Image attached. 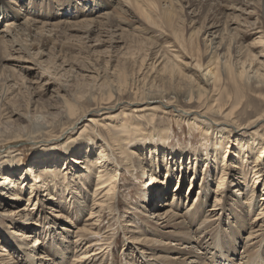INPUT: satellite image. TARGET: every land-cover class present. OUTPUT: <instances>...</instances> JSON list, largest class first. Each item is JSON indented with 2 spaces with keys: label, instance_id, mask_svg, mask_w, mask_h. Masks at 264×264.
Masks as SVG:
<instances>
[{
  "label": "bare ground",
  "instance_id": "obj_1",
  "mask_svg": "<svg viewBox=\"0 0 264 264\" xmlns=\"http://www.w3.org/2000/svg\"><path fill=\"white\" fill-rule=\"evenodd\" d=\"M1 1L2 0H0V4ZM161 1H164V3L167 5L164 7L160 6L162 4ZM180 2L181 0H102L100 1V3L97 2V4H93V6H90L88 9L86 8L87 4H85V6H83V10L81 11V15L85 16L82 13H90V15L89 17L85 16V19L81 18L78 21L69 20V22H65L64 20L61 21L60 19L59 21L54 22L53 18L57 15H54L55 12H50L48 14L45 13L44 15H40L41 17L43 16L46 21L39 23L46 24L38 25L36 24V22H30L32 20L29 19L30 17L28 16L26 21L27 24H20L22 25V31H27V33L25 34L21 31L19 32V30L16 29L19 24L13 26V24H9L8 22H6V18H2L0 24L3 26V28L0 27V46L2 47L3 52L5 51L6 53L8 47L10 48L8 51H21L26 58H20L22 59L20 60L21 62H25L24 65L20 66V68L24 71H32L33 68L28 64L32 62L31 64L38 66L36 68L40 69L39 74H41V77H43L45 73H49V71L47 70H50L49 67H42V63H51L54 57H51V61L49 60L44 62L40 59L41 53H39L38 55V52L36 50V53L29 52L31 48H33L32 44V46L30 44L29 46H25L24 43H26L25 41H28V43H30V40H36L37 42H35V44L38 43L39 46L42 47L45 43L51 41V39L49 40L48 38L49 35L46 34H50L52 31H57L56 29L61 31V33H64V35H66L67 37V35L69 34H67V31L71 28L74 33L80 32L82 35H84V38L80 37L81 39H91L90 35L94 33V37L96 38L92 40L96 42L94 43L95 45H101L105 41L102 37H106L108 46L105 49L108 50L107 48H111V51H116L117 55L121 54V56H123L122 58L120 57L116 60H112L114 61L112 62L110 59H108L109 57L107 55L108 58L106 60L104 59L103 63L101 62L102 65L107 69L104 68L105 70L102 71L101 74H99L95 71V68H93V73H95V76L92 77L94 79L93 83L91 84V88L86 89L82 93L80 91H75L77 93L75 95L76 100H64V104L60 110V112L63 113L62 119L64 121L61 123H65L67 126L61 129V134L58 137L52 138L49 141H45V143H42V145H45L46 148H39L37 152L38 157L35 156L33 158V161H29L27 163V167L24 168L25 171L22 170L20 174L18 172L19 175L15 172L21 167V162H19L20 155H17L18 153L14 156H11V159L5 158L1 161L0 158V189H4L0 190V216H8L5 217L9 218L8 225H10L11 227L8 228L16 227L20 230L21 228L29 227V229H31V226H37V220L33 218L34 209H36V216V213L39 214L41 211L40 207L44 209V204L49 203L50 198L48 195H51L52 192L55 193L52 200L56 203L52 207H58L59 212L65 211V209H67V206L65 205H58L63 203L62 200H64L67 193L71 191V189H69L70 180H72L73 177L79 179L80 175L74 174L75 168L78 167L86 172H90V165H93V161H91L92 155L88 154L89 152H91L90 150L92 147L98 149V152L95 156L96 161L94 164L96 166L94 175L96 189L94 190V192L95 196H98L99 193H101L100 190L103 188L104 194H102V196L100 195L101 197L99 196L100 199L98 200V202L93 204L95 205V208L91 209V212L89 213L90 215L88 216L87 220L85 219L86 221L83 223V226L78 228L74 232V241H72V243L75 245H73L72 250L69 249V238H67V236L65 237L67 238V242L63 238H61L62 244L65 243L64 249L66 252H61L63 253V255L61 256L62 264L68 263V260L66 259V257L68 256L67 253H72L73 257V262L69 264H115V258L112 256L111 251L116 245V243L114 242L117 241H114L116 238L112 240L113 232H111L110 234L111 229L109 227H111L112 223L109 222V220L111 219H108V221L106 222L108 223L107 227L109 229L101 231L100 218L102 217L101 213L103 206H105L110 212L113 213L112 217H114L116 223L118 222L119 224L118 231L122 233V236L124 237L123 245L125 246V251L123 253L124 255L122 264H135V262H137L136 260H134V258L129 259V254L126 252V250L129 251L131 249L137 251L136 253L140 257L143 264H235L236 260H234V258L237 255L236 248L241 242L242 238L239 239V237L237 238V236L233 234L237 232L235 231V229H233V227L231 230H229L231 232H225L222 234L219 230H217L216 232H212L211 234V229H208L211 226V222L216 221L217 224L215 226L218 227V225H220L219 223L221 222V218L214 217L210 219L207 212H205L204 216H202L203 208L201 201L203 200V198L200 201L199 197L201 191H198V197L194 198L193 202H191L190 204V208L188 207L186 210V213L189 217H191L190 221L192 222L186 220L184 215H179L177 212L173 211V209L178 210L179 208H181L180 202L182 200V196L180 195L181 193L179 191L181 190L182 185L180 182H183L185 179H187V175L189 173L187 171V166L191 164V161H193L195 167L198 165V160L201 159V157L199 156L200 151L192 154L189 153V155L188 150L186 149L183 152L181 151L179 153L178 158H180V160L177 162V165H179L180 168V175L176 177L177 188L172 194L173 198L170 200L169 196L167 198V193L163 192V194L162 192H160L163 197L162 199L165 202L162 205L158 203V205L156 206V210L151 212L152 215L150 216V218L153 219V222L150 219V223L156 230V237H163V239L168 240V242L157 240L156 238L145 237L144 235H142L141 230H135L136 226L134 227L128 221L124 222V224H121V214L119 212L115 213L116 203H118V191L120 187L117 181L120 179L121 175V172L117 168H119L120 170L123 169L125 171L128 168L131 169L132 167L130 165V154L126 153L122 144H126L125 140L126 142L128 139L134 140V137L143 138V141H145L148 137L151 141V136L154 134L155 137H160V139H158L157 141H165L166 134L163 132L156 134L150 130L143 129L140 124L138 125L130 121V119L127 118L126 115L118 117L116 121L114 120V118H112V120L109 121L112 124L113 129H116L118 132H111L107 128H103L105 130L106 136L100 135L98 139H96L94 136H87V139H84L78 144L81 147L80 149H82L83 146H86V149L84 150L83 148L82 150L74 151L80 156H75L73 154L67 157V159L64 158L65 161L62 160L64 164L68 163V165L65 166V168H63L59 173V176H63L62 182L57 180L58 170L56 171L55 169H52V167L53 164L58 162V158H60L61 156L60 153H55L56 151L54 153L50 152L51 148L49 147L56 146H51V144L60 143L61 145L60 140L73 133L78 129V127H83V125H85L84 123H90L93 129L97 126H108L104 123L103 118L96 119L100 111H115L118 106L125 104L123 109L124 112L127 111L126 109L130 110L131 107H141L138 111L151 110L154 112L155 110H153V108H150L152 103H157V105L162 108L177 105V109L174 106V108H172L175 111H180L179 114L181 116L183 115V118L187 117L188 119V116H193L192 119L197 124L196 127L204 131V134L202 135L210 136V134L215 133V137L219 138L218 141L214 140L216 142L211 146L212 151L208 150L207 153L200 152L201 154L207 155L204 157L202 156V159L204 161V164L202 165H204L205 167L210 165L209 162L211 163V159H219L220 161H222L220 173L217 174L216 172L217 181L216 188L214 189V207L211 209V211L213 212L220 209L224 210L225 205H220L221 199L224 198L225 194L227 195V193H232L235 198H231L230 200L233 202L234 206L237 204V202H239L242 207L245 206L243 209L244 211H242L241 207H239V210L242 211L240 213H245V215L243 216L240 213L238 214L236 218L238 220L237 226H244L245 224V227L249 226L246 228L249 230L243 238L245 240L244 245L246 248H244L241 254L239 253L241 256L239 264H264V197L260 198L262 200L261 204L263 205L261 211H259L256 216H253L254 219L250 223L247 222L246 218H248V216L250 217L251 213L253 215V211L249 212L250 210L248 208L252 205V207L254 208V206L256 205L254 203H259V199L257 202V199L253 198L254 203H252V197L244 198L245 194H243V192L239 189H237L239 190L238 192H234V190H231L232 185L234 184L231 183L229 174H232L234 171L237 172V170H240L239 174H242L241 176L239 175L240 180L245 179V181V177L247 175L243 173L244 170L237 169L235 164H233L232 166L233 169L228 164L229 158H231V152L228 149V144L229 142H231L232 136L235 137L234 140H236L238 137L239 140L237 139L238 141L235 143V145H239L238 149L240 148V150H236L235 153H237L238 156L243 157L242 161L246 162L247 160H252L251 163H253L254 179L252 181L253 185L251 187L252 189H254V187L259 189V183L263 186L264 189V181H261L264 178L260 179L262 176L264 177V167L261 166V161L263 160L262 152L264 150V67L262 68L259 66L257 68H254V65H257L258 63L261 64L262 62H258L257 55H255L253 51H250L251 53L246 54L245 58L243 57L244 59L241 60L240 63L237 62L239 64L238 66L231 60L229 54L225 55L223 53V51L225 50H228L227 52H229L230 49L236 48L235 46H238L239 44L240 38H236L235 32H238L239 28L241 27L239 23L234 22V18L227 19V16L223 12L218 10H216V12L218 11V13H216L215 15H211L208 13L209 15L206 14L202 16V13L200 14V10H198L199 7L198 9L197 7H193L191 9L189 7L191 4H189L187 8L189 7L190 9L186 11L187 8L185 9L183 4H181ZM176 3H180L181 5L178 7ZM58 4L59 7H62L61 11H63L64 14L67 15L68 13L65 9H67V11H70L73 8L77 10V7H72V3L68 4V0H59ZM192 4L193 6L198 5L199 0H195V3ZM102 5L108 8L109 6L113 7V9L111 11H108L111 8H109L108 10L104 8V12H100L101 15L92 18L91 16L96 12L94 7ZM3 9L4 6L2 4V6L0 5V15L3 14ZM183 11L185 13V16L189 15L187 17L186 26L188 25V27L190 28L194 27L191 30L188 39L184 37L185 28L183 27V23L181 20V17H184V14H182ZM17 12L19 13V10ZM78 13L79 12H77V14ZM32 15L38 18L40 17L37 14ZM218 15L220 16L218 17ZM127 17H133L136 19L138 18L136 22H140V25L146 24V30L151 29L150 25H153L172 35L175 42L170 47L173 48H165L160 44H155L156 42L153 41V38L148 39L146 37H143L144 35L141 33L144 32V28L138 27L136 29L135 27L133 33L129 30L124 29L122 25L126 23ZM196 23L198 24V26H193L194 24L197 25ZM232 24H236V27L230 28ZM119 30L120 32L116 34V32ZM33 31H36V33H34V36L31 37V35H33ZM258 33L262 32L258 31ZM239 34L240 31L238 32V36ZM224 35H227L229 37V40L227 41L228 43L224 41ZM27 37H30V40H27ZM201 37L204 45L202 46L204 47L203 51L207 50L208 52V56L206 57L207 59L205 58V62L201 53L202 43H199ZM263 37L264 36H262L261 34L257 39L258 41H254L252 44H250V46L253 47L255 46V44L261 43L263 41L261 40ZM70 39L73 40L74 38ZM56 41L57 40H55L54 42L56 45L53 44V47L55 46L56 48L55 52H58L59 54L62 53V55H64V52L66 54V51L69 52L67 50V47L72 46L70 42V45H68L66 44L67 42L64 43L65 41ZM115 43H119L120 45H117ZM80 45L82 46L83 44H81L80 42ZM90 46H93L92 43ZM81 48L82 47L79 46L76 47V54L78 53L81 55L83 51H81ZM85 48L88 52L91 51V48H89V50L86 46ZM263 51L264 50H262V52ZM92 53L94 54L95 52ZM235 53H237V51ZM84 54L81 55L82 59L90 60L89 56H92L91 58L94 61L95 65L98 63V61L100 62L101 60L99 56H97V54L96 56L93 54L90 55V53L88 55L85 54V56ZM259 54L261 56V51ZM11 55L12 54H7V56L4 55L3 57H0L2 58L0 63L2 61H10L19 58V56L15 58L14 55ZM55 56V58L59 57L57 55ZM180 57L189 58L190 61L182 63ZM191 59L194 60L193 64H191ZM77 60H79L80 62V58H78ZM88 60L87 63L91 64L92 61L88 62ZM64 64L65 63L63 62V65ZM182 64L186 65L187 69H189L190 71L184 73L181 70ZM187 64L190 65L187 66ZM261 66L263 65L261 64ZM201 68H204L203 71L206 70L204 74L197 73L198 69L200 70ZM250 73H253L254 75L250 76ZM40 76L38 75L37 77L41 78ZM253 77L255 78L254 81H250V79L252 80ZM14 88H16V86ZM169 93H173V96H170ZM87 95H89L88 98H86L87 102L84 105H79V100ZM253 97L256 98L254 103L252 102L253 107L250 110H245V112H243V115H241V117H238L237 115H239L240 113L237 109L240 108L243 99V104H248L247 101H250ZM128 106L130 108H128ZM244 106L246 107V105ZM192 107H195L198 111L191 110ZM36 108L37 106L35 105L33 109ZM152 113L151 115L154 114ZM46 120V116L43 114L34 115L33 118H30L29 121L30 128L27 129L25 126L26 129L22 132H18V135H14L13 139H19L21 141L34 139L40 133H44L49 130L47 128H49L50 125L54 124ZM10 121L11 119H9V122ZM150 122L151 121H149V123ZM128 124L132 125L131 129L127 128ZM245 132L249 133L248 135H250L247 139H244ZM152 141L155 142L156 140L152 139ZM33 143L37 145V142L33 141ZM225 143H227V146L226 148L224 147V150L220 152L222 154L219 155L218 147H221ZM255 146H258V148L260 149V151L258 150L259 153L257 150H255ZM175 152L177 151L172 150L168 152L163 148L158 149L156 145H154L153 147L140 148V154L138 153V156L144 158V163L146 164L145 167L143 166V162H141V171L143 172V174H145V172L149 173V176L147 178L148 181L145 184V187H147L149 190L147 193H145L146 195H144V201H153L155 206V203L160 196V194H158V191L161 190L159 189V186L165 185V187L168 188L170 179H172L174 174L172 169L173 166L170 165L171 163H169L170 170L167 169V161L169 155H171L170 159L171 161H173L174 157L176 156ZM133 153L137 154L136 151H132V154ZM147 155H150L149 158H146ZM161 155L162 159L160 157ZM184 155L187 156L182 161V156ZM151 156H154V159H151ZM110 159L112 161H110ZM186 159H188L187 162H189L187 163V165L184 164ZM163 164L165 166V175H167V179L165 180V182L161 181V178H159V173L157 174L155 172V170L158 171L159 167H162ZM9 165H11L12 167H8ZM164 166L162 168H164ZM196 170L197 169L192 172V177L196 174ZM26 171H28V173L35 172L37 174L35 175V177H32V174L29 175ZM68 175H70V180L68 179ZM226 175L228 177V182H225L224 180L225 178H227ZM196 178L197 177L195 175L191 180L188 194H190L194 190L195 185L197 184V180L195 182ZM80 179L78 180V182H80ZM178 182L180 183L179 188ZM25 183H27L28 185H26ZM50 183H52V188H50V185H48ZM58 183L60 184L58 185ZM240 183H243V181H240ZM25 187L29 190V197L26 201L27 203L23 207H15L16 203H18L22 199L21 191ZM188 194L185 197V201L189 200ZM203 194H205V200L207 193L205 192ZM203 194L202 197L204 196ZM252 195H254V193H252ZM66 200L67 198L64 200L65 203ZM187 205L189 206V204ZM219 205L220 207H218ZM247 206L248 210L246 209ZM52 216L55 219L57 215L53 214ZM58 216H61V214H59ZM213 216H215L214 213L213 215H211V217ZM200 217H202V220L200 219L199 221H196ZM53 218L49 217V220H51L49 226L51 227L54 226ZM256 222L259 223L257 224ZM189 223L191 224V226L197 227L196 230H191V226H188ZM162 228L168 230V232H166L164 235H162L164 233L163 231H161ZM63 229L66 230L65 227L62 228V230ZM239 231L243 232V229H239ZM65 233L69 235V232ZM37 234L39 233L36 232L32 250H29L27 237L32 236L31 233L27 234L26 236L25 234H21L18 232V235L22 236L21 240H19V247L22 248V245H24L23 251L25 252V256L28 259L29 263L56 264L53 263L55 262L53 260H51L50 262L47 261L48 259L44 258L42 256V253L39 252L37 245H40L41 242H39ZM0 242L9 243L8 239L5 237H0ZM70 246L72 247V245ZM3 250L4 252L0 253V264H11L13 256H11L10 254L12 252L6 247H4ZM58 251L59 250H57V252ZM209 252L211 253V255L207 257L208 255L206 256V253L209 254ZM155 253H157V255ZM36 261H38L39 263H36Z\"/></svg>",
  "mask_w": 264,
  "mask_h": 264
},
{
  "label": "rangeland",
  "instance_id": "obj_2",
  "mask_svg": "<svg viewBox=\"0 0 264 264\" xmlns=\"http://www.w3.org/2000/svg\"><path fill=\"white\" fill-rule=\"evenodd\" d=\"M100 1H102V0H73V2H72V0H68V4L72 3V7H77V10H75L73 8L72 10L67 11V9H65L66 12L68 13V15H67V14H64L63 11H61L62 7H59V4H58L59 0H2L0 5L2 6V4H3L5 10L3 9L2 10L3 14L0 15V23L2 21V18H6V22H8L9 24H13V26L19 24L16 29L19 30V32L21 31L25 34V33H27V31H22V25H20V24H27L26 21H27L28 16L30 17L29 19L32 20L30 22H33V23L36 22V24H38V25L46 24V23H39V22H45L46 21L45 18L43 16H42L43 17L42 18L40 15H44L45 13L48 14L50 12H52V13L55 12L54 15H57L53 18L54 22L59 21L60 19H61V21L64 20L65 22H69V20L70 21H74V20L78 21L79 19H81V18L85 19V16L89 17V15H90V13H82L85 16L81 15V11L83 10V8H84L83 6H85V4H87L86 8L88 9L90 6L92 7L93 4H95V3L97 4V2L100 3ZM161 3L162 4L160 6H162V7L167 5L164 3V1H161ZM180 3L183 4L185 9L187 8V6L189 4H191L189 6L191 9L193 7H197V9H198V7H199L198 10H200V14L202 13L201 14L202 16H204L206 14L207 15H209V14L215 15L216 13H218V11H221L227 16V19L228 18H232V19L234 18V22L239 23L240 27H241V28H239V31H240L239 36H238L239 31L235 32L236 38L237 39L240 38L239 44H238V46H235L236 48L230 49L229 52H227L228 50L227 51L222 50L223 53L225 55L229 54L231 57V60L234 63H236V65L238 66L239 64L237 62L240 63V61L245 58L246 54L251 53L250 51H253V53L255 55H257L258 62H262L261 64L263 65V66H261V64L258 63L257 65H254L255 66L254 68H257L259 66L262 68L264 67V51L262 52V50H264V37L261 39V40H263L261 43L255 44V46H253V47L250 46V44H252L254 41L255 42L258 41L257 39L260 37L261 34H262V36H264V0H199V4L196 6H193V4H192V3H195V0H181ZM180 3H176V5L179 7L181 5ZM113 6H114V4H113ZM189 7L186 9V11H188L190 9ZM94 8H95L96 12L93 13V15L91 16L92 18L101 15V13H103L105 9L108 10L109 8H111L108 11H111L113 9V7L109 6V8H108V7H104L103 5L102 6H95ZM18 10H19V13L17 12ZM216 10H218V11L216 12ZM77 12H79V13L77 14ZM71 13H73V14H71ZM32 14H34V15L37 14L40 17L39 18L35 17ZM182 14H184V17H181V20L183 23L182 25L185 28L184 29V37L188 39V36L194 27L190 28V27H188V25L186 26L187 17L189 15L185 16L184 11ZM2 15H3V17H2ZM219 16L220 15H218V17ZM73 17H74V19H73ZM70 18H72V19H70ZM137 19L133 18V17H127L126 23H124L122 25V27H124V29H126V30L131 31L132 33L134 32L135 27H136V29L138 27L144 28V32L141 33L144 35V36L142 35L143 37H146L148 39L153 38V41L156 42L155 44H157V45L160 44V45L164 46L165 48H168V47L170 49L173 48V47H170L175 42L172 35L164 32L163 30H161V29H159L153 25H150L151 29L147 28L148 30H146L145 29L146 24L140 25V22H136ZM30 22H29V24H30ZM140 26H142V27H140ZM193 26H198V24L197 25L194 24ZM0 27L3 28V26L1 24H0ZM233 27H236V24H232L230 26V28H233ZM56 30L57 31H52L50 34H46V35H49L48 38H49V40L51 39V41L45 43L42 47H40L38 43L35 44V42H37L36 40H33V41L30 40V37H27V40H30L29 41L30 43H28V41H25L26 43H24L25 46H29V44L30 45L32 44L33 48H31V50L29 52L36 53V51H37L38 55H39V53H41L40 59L43 60L44 62L49 61V60L51 61L52 60L51 57L52 58L54 57L51 63H49V62L47 64L42 63V67H44V68L49 67V69H50V70H47V71H49V73H45L43 77H41L40 76L41 74H39L40 69L36 68L38 66L31 64L32 62L28 63L29 66L33 68L32 71L28 72V71H26V70L24 71L20 68V66L25 64V62L20 61V60H22L20 58H26V57H24V54L21 51H18V50L13 51V52L11 50L8 51L10 49L8 47L6 50L8 53L7 52L5 53V51L3 52V49L0 46V53H1V50L3 53V55L1 53L2 56L0 55V57H3L4 55L7 56V54H12V55H14L15 58L19 56V58H16L15 60L2 61L0 63L1 64L0 65V158H1V161L4 160L5 158L11 159V156H14L15 154L18 153L17 155H20L19 156L20 157L19 162H21V167L19 170L15 171L17 174H18V172L20 174V172L22 170H24V168L27 167V163L29 161L34 160L33 158L35 156H37V154H38L37 152H38L39 148H46L45 145H42V143H45V141H49L52 138L58 137L61 134V129L65 126H67L65 123L64 124L61 123L64 121L62 119L63 113L60 112L61 107L64 104L63 103L64 100L65 99L76 100V98H75V95L77 94L76 92L80 91L82 93L86 89L91 88V84L93 83V79H94L92 77L95 76L94 75L95 73H93L94 72L93 68H95V71L98 72L99 74H101L102 71L107 69L106 67H104L102 65V63L104 62V59L106 60L109 57L108 59H110L112 61V60H116L117 58L123 57V56H121V54L117 55L116 51H114V52L111 51V48H107L108 50L105 49L108 46V42H107L106 37H102V38H104L105 41L101 45H95L94 43H96V42H94L92 40V39L96 38V37H94L95 36L94 33H92L90 35L91 39H87V38L81 39L80 37L84 38V35H82L80 32L74 33V31L71 28L67 31V34L69 33L67 35V37H66V35H64V33H61V31H59L58 29H56ZM258 31H261L262 33H258ZM119 32H120V30L117 31L116 34H118ZM233 32H234V30H233ZM255 32H257V33H255ZM34 33H36V31L35 32L33 31V35H31V37L34 36ZM80 34H81V36H80ZM76 36H78V37H76ZM58 37H59V39H58ZM70 38H74V39L72 40ZM54 39L57 40L56 42H58L59 40L65 41L64 43L67 42L66 44H68V45H70V43H71L73 47L72 46L67 47L68 48L67 50L70 53L66 51V54L64 52V55H62V53L59 54L58 52H55L56 48H55V46L53 47V44L56 45L54 43L55 42ZM68 39H70L71 41ZM83 40H84V42H83ZM228 40H229V37L227 35H224V41L227 42ZM78 41H79V44H78ZM201 41H202V37H201V40L199 41V43H202L201 44V53H202L203 60L205 62L206 61L205 58L208 56V52H207V50L203 51L204 47H202V46H204V45H203V41L202 42ZM80 42H81V44H83L82 46L80 45ZM168 42H169V45H168ZM91 43L93 45L92 47L90 46ZM115 44L120 45L119 43H115ZM77 46L82 47L81 51L82 50L83 51H82L81 55H83L84 53L86 55H88L90 53V55H91V54H93L92 52H95L93 55L96 56V54H97V56H99V58L101 59L100 62L98 61L99 64L98 63H97L98 65L94 64V61L91 58L92 56H89L90 60L82 59V56L80 54H78V53L76 54V51H77L76 47ZM85 46L88 48V50H89V48H91L90 49L91 51L88 52L86 50ZM15 47H17V46H15ZM52 47H53V49H52ZM248 48H249V50H248ZM109 49H110V51H109ZM99 51H100V53H99ZM236 51H237V53H235ZM260 51H261V56L259 54ZM85 54H84V56H85ZM55 55H57L59 57L55 58L56 57ZM107 55H108V57H107ZM72 57H74L76 59V61ZM78 58H80V62H79V60H77ZM237 58H238V60H237ZM1 59L2 58H0V61H1ZM180 59H181L182 63H186V62L190 61L189 58L180 57ZM67 60H69V61H67ZM87 60H88V62L92 61L91 64H93V65H91L90 63H87ZM84 61H85V63H84ZM60 62L62 63V65ZM63 62L65 63L64 65H63ZM112 62H114V61H112ZM193 63H194V60L191 59V64H193ZM189 65L190 64H187V66H189ZM246 65H247V63H246ZM181 67H182L181 70L184 73H187V71L188 72L190 71L189 69H187L186 65H184V64H182ZM203 69L204 68H201L200 70L198 69L197 73L198 74L199 73L204 74L206 72V70L203 71ZM250 71H251V69H250ZM38 75L41 78H38L37 77ZM253 75H254L253 73H250V76H253ZM254 79L255 78L253 77L252 80L250 79V81H254ZM48 81H50V82H48ZM52 81H54V82H52ZM48 83H50L51 85ZM15 86H16V88H14ZM83 95H85V94H83ZM169 95L173 96V93H171V94L169 93ZM88 96L89 95L84 96L82 99H80L79 105L80 104L84 105L87 102L86 98H88ZM221 99H222V97H221ZM10 100H11V102H10ZM255 100H256V98L253 97L250 100L251 102L247 101L248 104H243L244 103V99H243L240 108L237 109L238 112L240 113L237 116L241 117V115H243V112H245V110H250L253 107V103ZM35 105L37 106V108L33 109ZM244 105H246V107ZM124 106H125V104L118 106L117 109H115V111L114 110H111V111L104 110V111H100V113H98V116L96 119L103 118L104 123L107 124L108 126H106V127L97 126V127H94V129H93L92 125L90 123H84L85 125H83V127L82 126H81V128L78 127V129L75 130L73 133H71L70 135H68L64 139L60 140L61 145H60V143L59 144H51V146H54V145H56V146L55 147H49V148H51L50 152L54 153L56 151L55 153H60V156H61L60 158H62V159L58 158L59 159L58 162L53 164L52 169H55L56 171L58 170L57 171L58 172L57 180L62 182L63 176L62 175L59 176V173L62 171L63 168H65V166L68 165V163L64 164V162H62V160L65 161V159H67V157H69L70 155H73V154L75 156L76 155L80 156L77 153H75L74 151H79V150H82L83 148H84V150L86 149V146L85 147L83 146V148L80 149L81 147L78 144L81 141H83L84 139H87V136H94L96 139H98L100 135L106 136L105 130L103 128H107L111 132L117 133L118 131L116 129H113L112 124L109 121V120H112V118H114V120L116 121V119L118 117H121L122 115H126L127 118L130 119V121H132L133 123H136L138 125L140 124L143 127V129L150 130L156 134L160 133V132L165 133L166 134V140L165 141H157L158 139H160V137L159 136L155 137V134H154L151 136V141L148 137L146 138L145 141H143V138L134 137V140L128 139L127 142L125 140L126 144H122L126 153L130 154V162H131L130 165L132 167H131V169L128 168L125 171L123 169L120 170L119 168H117L121 172V175H120V179L117 181V183L120 187H119V191H118V197H117L118 203H116L115 213L119 212L121 214V220H120L121 224H124V222L128 221L134 227L136 226L135 230H141L142 235H144L145 237L156 238L157 240L168 242V240L163 239V237H160V238L156 237V234H155L156 230L154 229V226L150 223L151 220L153 222V219H151L150 216L152 215L151 212L156 210V206L158 205V203L162 205L165 202L162 199L163 197L160 194V192L167 193L168 194L167 198L169 196L170 200L173 198L172 194H173L174 190L177 188V185H176L177 178L176 177L180 175V171H179L180 168H179V165H177L178 164L177 162L180 160V158H178L179 153L181 151L183 152L186 149L188 150V154L189 153L190 154L197 153L199 151L201 153H207L208 150L212 151L211 146L213 145V143L216 142L214 140L218 141L219 138L215 137L216 136L215 133L210 134V136L209 135H206V136L202 135V134H204V131L201 129H198L196 127L197 124L192 119L193 116H191V115L188 116V119H187V117L183 118V115L181 116L179 114L180 111L178 112V111H175L173 109L174 107L176 108L177 105H172V107L174 106L173 108L171 106L167 107V108H162V107H159L157 105V103H152L150 108H153V110H155L154 112L151 110L138 111L139 108H141V107H137V108L133 107L134 108L133 109L132 107L130 108L129 106H128V108H130V110L126 109L127 111L124 112L123 111ZM58 108H59V110H58ZM186 108H188V107H186ZM240 109H242V110H240ZM133 110H137V111H133ZM191 110L198 111L195 107H192ZM107 112H110V113H107ZM15 113H17V114H15ZM151 113L153 115H151ZM41 114L46 116V119H47L46 121H48L50 123H54V124L50 125L49 128H47L49 130H47L44 133H40L34 139H31V140H25V141L22 140L21 141L19 139H13L14 138L13 136L18 135V132H22L26 128L27 129L30 128V122H29L30 118H33L34 115H41ZM189 117H191V118H189ZM9 119H11L10 122H9ZM149 121H151V122L149 123ZM25 126H26V128H25ZM131 126L132 125L128 124L127 128L131 129ZM118 130H120V129H118ZM248 134L249 133L245 132V135H244L245 138L244 139L249 138L250 135H248ZM206 137H208V138H206ZM234 138L235 137L232 136L231 142H229V144H228V146H229L228 149L231 152V158H229L228 164H229V166H231L232 169H233V167H232L233 164H235L236 168L244 170L243 173L246 174L247 176L244 175V176H246L245 177L246 181H245V179L240 180L239 175L240 176L242 175V174H239L240 170L239 171L237 170V172L234 171L232 174H229L231 183L234 184V185H232L231 190H234V192H238L239 190L242 191L243 194H245L244 198L252 197V203H254L255 198L257 199V202L259 199V203H256V202L254 203V204H256L254 206V208L252 207L253 205L250 206L249 208H248V206L246 207V209L248 208L250 210L249 212L253 211V215L251 213L250 217L248 216V218H246V221L250 223L254 219L253 216H256V214H258L259 211H261V209L263 208V205L261 204L262 200L260 198L264 197V189H263V186L259 183H258L259 189H257L256 187H254V189H252L251 186L253 185L252 181L254 179V177H253L254 176L253 175L254 167H253V163H251L252 160H247L246 162L242 161L243 157L238 156V154L235 153V151L236 150L239 151L240 148L238 149L239 145H237V146L235 145V143L239 140L238 137H237L238 140L237 139L234 140ZM152 139L156 140V141L153 142ZM33 141L37 142V145H35L33 143ZM224 142H226V141H224ZM154 145H156V147L158 149L163 148V149H166L168 152L172 151V150L177 151V152H175L176 156L174 157L173 161H171V159H170L171 155L168 156V161H167L168 162V168L167 169L170 170L169 163H171L170 165L173 166V167L172 166L171 167L173 169L174 175H173L172 179H170L168 188H166L165 185L159 186V189H161V190L158 191V194H160V196H159L158 200L156 201L155 206H154L153 201L152 202H149L148 200H146L148 202L144 201V197H145L144 195H146L145 193H147L149 190L147 187H145L146 186L145 184L148 181L147 178L149 176L148 175L149 173L145 172V174H143V172L141 171V166H140L141 162H143V166H145L146 164L144 163L145 162L144 158H141V156L140 157L138 156V153L140 154V148L141 147H153ZM226 146H227V143H225L221 147H218L219 148L218 149L219 155L222 154L220 152L222 150H224V147L226 148ZM92 148L90 150L91 152H89V154H88V155H92L91 161H93V165H90L91 171L86 172V171L82 170L81 168H78L75 166L76 168H75L74 174H78L81 176V177L79 176V179L81 178L80 182H78L79 179H77L76 177H73L72 180H70V178H69L70 175H68V179L70 180L69 189H71V191H69V193H67V195L65 196V199L67 198L66 203H65V201H64L65 199H64V200H62L63 203L58 205V206H62V205L67 206V209H65V211L59 212L58 207H52L54 204H56L52 200L53 195H55V193L52 192L51 195H48L50 198V201L48 203L49 205L47 203H45L44 209L40 207L41 211L39 214L36 213V216H35L36 209H34L33 218H35L37 220L36 221L37 226H31V229H29V227H24V228H21L20 230H19V228H16V227H13L14 229L8 228V227H11L10 225H8V223H9L8 219L9 218H5L8 216H4V217L0 216V237H5L9 241V243L8 242L7 243H1L0 242L1 243L0 244V253L4 252V250H3L4 247L8 248L12 252V253L10 252L11 253L10 255L13 256V260H12L11 264H30L28 259L25 256V252L23 251L24 245H22V248L19 247V243H20L19 240H21L22 236H19L18 232L21 234H25L26 236H27V234L31 233L32 236L27 237L28 238L27 244H28L29 250H32V245L34 244L36 232L39 233V234H37V237L39 238V242H41V243H40V245H37V248H38L39 252L42 253V256L44 258H47L48 259L47 261H49V262L51 260H53V261H55L53 263L62 264L61 256L63 255V253H66V252L64 249L65 243L62 244L61 238H63L65 241L67 238H69L68 243H70V245H72V247L69 245V249L72 250L73 245H75L72 243V241H74V237H73L74 232L78 228L83 226V223L87 220L88 216L90 215L89 213L91 212V209L95 208V205H93V204L98 202V200L100 199L102 194H104V189L102 188L100 190L101 193H99L98 196H95L94 190L96 189V183L94 180L95 179L94 175H95L96 166L94 164L96 161L95 156H96V153L98 152V149H95L94 147H92ZM233 149H234V151H233ZM255 150L260 151L258 146H255ZM132 151L133 152L136 151L137 154H134V153L132 154ZM259 151H258V153H259ZM200 152H199V156L201 157V159L198 160V165L195 167V164H193V161H191V164H189L187 166V169H188L187 171L189 172L187 175V179H185L183 182H180L182 185L181 190L179 191L181 193L180 195L182 196V200L180 202L181 208H179L178 210L173 209V211L177 212L179 215H184L186 220H188L189 222H192V221H190L191 217L188 216V214L186 213V210L188 207L190 208V204H191V202H193L194 198L198 197V195H197L198 191H201L202 194L206 192L207 194H206L205 200H204L205 194H203L204 195L203 197H202L201 193L199 195L200 201L203 198V200L201 201L202 208H203L202 216H204L205 212H207L210 219H212L214 217H220L221 218V220H220L221 222L220 223L218 222L220 224V225H218V227L215 226L217 224L216 221H212L213 223L211 222V226H210V228H208L209 230L211 229L210 230L211 234H212V232L214 233L217 230H219L220 233H222V234L225 232L226 233L231 232L229 230H231L232 227H233V229H235V231H237L233 234L236 235L237 238L239 237V239L242 238V240L236 248L237 255L235 256L234 260H236L235 264H239V260L241 257L240 254L243 252L244 248H246L244 245L245 240L243 238L246 235V233L248 232L249 229H246V228L249 226L245 227L246 226V224H245L244 226L239 225V227H238L237 226L238 220L236 218L240 212L244 211L243 209L245 206L242 207L239 202H237L238 205L235 202L236 205L234 206L233 202L230 199L235 198V197L232 195V193H227V195L225 194L224 198L221 199V204H220L221 206L225 205L224 210L220 209V210L213 211V212L211 211V209L214 207L213 206L214 199H215L214 189L216 188L217 174L220 173V171H221L222 161H220L219 159H216V160L211 159V163L209 162L210 165L205 167L204 165H202V164H204L202 156L204 157L207 155L201 154ZM262 155H263V157H262L263 160L261 161V166L264 167V150L262 152ZM149 156L150 155H147L146 158H149ZM186 156L187 155L182 156L183 157L182 161L186 158ZM16 157H18V156H16ZM160 157L162 159V155ZM152 158L154 159V156H151V159ZM174 160H175V162H174ZM235 160H237V161H235ZM110 161H112V160L110 159ZM187 161H188V159L185 160L184 164L187 165V163H189ZM163 166H164V164H163ZM8 167L11 168L12 166L9 165ZM162 167H159V170L158 171L155 170V172L157 174L159 173V178H161V181L165 182V180L167 179V175H165V166H164V168H162ZM190 168H192L193 170ZM195 169H197L196 174H195L197 177L195 179V182L197 180V184L195 185L194 190L190 194H188L191 180L195 176L194 175L192 177V172ZM190 170H192V171H190ZM26 172L29 175L32 174V177H35V175L37 174L35 172L34 173H28V171H26ZM216 172H217V174H216ZM226 177H227V175H226ZM262 178H264V177L262 176L260 179H262ZM224 180H225V182H228V177L225 178ZM240 181H243V183H240ZM261 181H264V179ZM180 183L178 182V188L180 187V185H179ZM244 183H245V186H244ZM25 184L28 185L27 183H25ZM51 184L52 183L48 184V185H50V188H52ZM59 184L60 183H58V185ZM236 184H237V186H236ZM75 187H76V189H75ZM237 189H239V190H237ZM0 190H4V189L1 188ZM51 190H53V189H51ZM225 190H226V188H225ZM252 193H254V195H252ZM187 194L189 195L188 196L189 200L185 201V197ZM50 196H52V197H50ZM28 197H29V190L25 187L21 191V198L22 199L18 203H16L15 207H23L27 203L26 201H27ZM182 202H183V204H182ZM187 204H189V206ZM220 205L218 207H220ZM182 206H183V208H182ZM184 206H185V208H184ZM239 207H241L242 211L239 210ZM213 213L215 214V216L211 217V215H213ZM53 214L57 215L55 219L52 216ZM59 214H61V216H58ZM240 214H242V213H240ZM112 215H113V213L110 212L105 206H103L102 213H101L102 217L100 218L101 231H104L105 229L110 228L111 229L110 234H111V232H113V239L112 240H114V238H116L114 241H117V242H114V243H116V245L111 251L112 256L115 258V264H122L123 255H124L123 253L125 251L124 250L125 246L123 245L124 237L122 236V233H120L118 231L119 224H118V222L116 223L115 218L112 217ZM242 215L244 216L245 213H243ZM49 217L54 219V224H53L54 226H52V227L49 226V223H51V220H49ZM108 219H111V220H109V222L112 223L111 227H109V228L107 227L108 223H106L108 221ZM200 219L202 220V217H200L196 221H199ZM246 221H245V223H246ZM256 223L258 224L259 222H256ZM73 225H74V227H73ZM188 226H191V224L189 223ZM229 226H231V227H229ZM64 227L66 228V230H64V229L62 230V228H64ZM114 228H115V230H114ZM196 228L197 227H195V226H191V230H194V229L196 230ZM239 229H243V232H240ZM161 231L164 232L162 235H164L166 232H168V230H165L163 228ZM65 232H69V235L66 234ZM66 236H67V238H65ZM111 246H112V244H111ZM57 250H59V251L57 252ZM61 252H63V253H61ZM126 252L129 254L128 255L129 259L134 258V260L137 261V262H135V264H143L140 257L136 253L137 251H135L134 249H131L129 251L126 250ZM57 254L59 257L57 256ZM67 254H68V256L66 257V259L68 260L67 264L72 263L73 262L72 253H67ZM155 254L157 255V253H155ZM210 255H211L210 252H209V254L206 253L207 257H209ZM55 257H57V258H55ZM36 263H39V262L36 261ZM108 263H110V262H108Z\"/></svg>",
  "mask_w": 264,
  "mask_h": 264
}]
</instances>
